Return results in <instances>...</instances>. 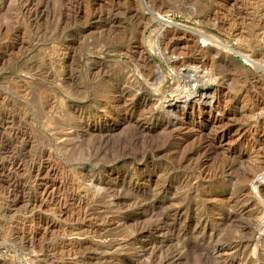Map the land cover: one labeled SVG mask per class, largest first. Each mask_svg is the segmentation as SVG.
Returning <instances> with one entry per match:
<instances>
[{"label":"rangeland","instance_id":"obj_1","mask_svg":"<svg viewBox=\"0 0 264 264\" xmlns=\"http://www.w3.org/2000/svg\"><path fill=\"white\" fill-rule=\"evenodd\" d=\"M263 116L264 0H0V264H264Z\"/></svg>","mask_w":264,"mask_h":264},{"label":"bare ground","instance_id":"obj_2","mask_svg":"<svg viewBox=\"0 0 264 264\" xmlns=\"http://www.w3.org/2000/svg\"><path fill=\"white\" fill-rule=\"evenodd\" d=\"M158 20L165 26V27H167V26H169V24L171 23V21L170 20H168L167 18H165L164 16H159L158 17ZM174 26V25H173ZM149 41V40H148ZM155 41H157V40H155ZM151 42V41H150ZM139 43V42H138ZM139 45V44H138ZM141 45V44H140ZM149 45V44H148ZM150 45L152 46V48L153 49H155L162 57H164V59H165V63H168L169 64V67H170V62H171V60L170 59H168L167 57H166V55H165V53L162 51V48H161V45H160V40H158L157 42H153L152 41V43H150ZM141 46H143V45H141ZM104 47V46H103ZM185 47V46H184ZM195 47V46H194ZM141 48V47H140ZM143 48V47H142ZM176 48V47H175ZM199 48H200V46H199ZM132 50V49H131ZM199 50V49H198ZM178 51H179V49H178ZM138 52V51H137ZM140 52H141V50H140ZM198 52V51H197ZM196 52V53H197ZM142 53V52H141ZM194 53V52H193ZM195 53V54H196ZM158 54V55H159ZM130 55V54H129ZM133 55V54H132ZM137 55V54H136ZM159 55V56H160ZM138 56H140V55H138ZM170 56V55H169ZM133 57V56H132ZM144 57H145V55H144ZM134 58V57H133ZM140 58V57H139ZM138 58V59H139ZM170 58H172V57H170ZM174 58V57H173ZM141 59V58H140ZM143 60H144V58H142ZM146 59V58H145ZM149 61V60H148ZM173 62L175 61V60H172ZM140 62V61H139ZM138 62V63H139ZM150 62V61H149ZM136 63V62H135ZM178 63V62H177ZM141 64V63H140ZM148 64V63H147ZM99 65V64H98ZM138 66H140L139 64H138ZM173 67V66H172ZM148 68V67H147ZM154 68V67H153ZM176 68V67H175ZM175 68H172L173 69V71H171V72H173V75L175 76V79H177V81L179 82V80H180V78H182V82H181V88H180V91H179V93L178 94H175V95H173V97L171 96V98L172 99H170V101H169V106H170V108L174 111L175 109H178V111H176L175 112V114L174 115H176V116H178V113H181V115L182 114H184L185 113V111L186 110H192V111H194L197 107L201 110V109H203V110H205L206 111V107H207V101H206V99H210L211 98V96L210 95H208L207 93H208V91L203 87V85L202 84H200L201 83V78H199V74L200 73H197L196 71H193V70H191V71H187L186 73H182V72H177V71H175ZM194 68V67H193ZM159 71H161L159 68H157ZM171 70V69H170ZM126 71V70H125ZM146 71V70H145ZM145 71H143V69H142V71L141 72H145ZM140 72V71H139ZM100 73V72H99ZM121 73V72H120ZM142 73V74H143ZM146 73V72H145ZM155 73H157V72H155ZM94 74V73H93ZM92 74V75H93ZM130 74V73H129ZM153 74V73H152ZM158 74H160V73H158ZM198 74V75H197ZM157 74H155V76H156ZM172 75V74H171ZM140 76V75H139ZM148 76V75H147ZM154 76V77H155ZM92 77V76H91ZM113 77V76H112ZM135 77V76H134ZM154 77H153V79H154ZM157 77L158 76H156V78L154 79V80H156L157 81ZM161 77H163V75H161ZM152 78V77H151ZM158 78H160V76L158 77ZM164 78V77H163ZM174 78V77H173ZM131 80V79H130ZM150 80H152V79H149L148 81H150ZM154 80H152L153 82H154ZM166 80V79H165ZM121 81V80H120ZM158 81H160V80H158ZM164 81V80H163ZM176 81V80H175ZM115 82V81H114ZM117 82V81H116ZM130 82V81H129ZM165 82V81H164ZM118 83V82H117ZM133 83V82H132ZM139 82H137V83H135V84H138ZM149 83V82H148ZM147 83V84H148ZM160 83V82H159ZM150 84H152V83H150ZM155 84V83H154ZM115 85V84H114ZM129 85H131V84H129ZM159 85V84H158ZM70 86V85H69ZM68 86V87H69ZM121 86V85H120ZM149 86V85H148ZM153 86V85H152ZM150 87V86H149ZM160 87V86H159ZM64 88H66V87H64ZM106 88V87H105ZM120 88V87H119ZM151 88V87H150ZM161 88V87H160ZM159 88V89H160ZM134 89V88H133ZM158 89V88H157ZM158 89V90H159ZM73 90V89H72ZM75 90V89H74ZM138 90V89H137ZM139 90H141V89H139ZM157 90V91H158ZM123 91V90H122ZM121 91V92H122ZM156 91V90H155ZM171 91H173V90H171ZM177 91V90H176ZM76 92H79L78 90L76 91ZM118 92V91H117ZM124 92V91H123ZM137 92V91H136ZM80 93V92H79ZM138 93V92H137ZM75 94V93H74ZM78 94V93H77ZM76 95V94H75ZM133 95H135V94H133ZM132 95V96H133ZM85 96V95H84ZM165 96V95H164ZM207 96H210V97H207ZM212 96H214V95H212ZM135 97V96H134ZM215 97V96H214ZM111 98V97H110ZM165 99H168V98H165ZM160 100V99H159ZM209 101H211V100H209ZM208 101V102H209ZM161 102V101H160ZM212 102V101H211ZM211 102H210V104H211ZM213 103V102H212ZM104 105H105V103H104ZM219 105V104H218ZM102 106V105H101ZM106 106V105H105ZM125 106V105H124ZM158 106V105H157ZM108 107V106H107ZM214 107H216V106H214ZM219 107V106H218ZM220 109V108H219ZM219 109H215L214 111H216V114H220L219 113ZM107 110V109H106ZM124 110H126V109H124ZM167 110V109H166ZM128 111V110H127ZM172 111V112H173ZM202 111V110H201ZM224 111V110H223ZM228 111V110H227ZM95 112V111H94ZM170 113H171V111H169ZM232 112V111H231ZM123 113V112H122ZM207 113H209V112H207ZM224 113V112H223ZM228 113V112H227ZM167 114H169V113H167ZM215 113H212V112H210L209 113V115L210 116H212V115H214ZM222 114V113H221ZM220 114V115H221ZM226 114V113H225ZM236 114V113H235ZM64 115V114H63ZM71 115V114H70ZM125 115V114H124ZM129 115V114H128ZM216 115L215 117L213 116V118L210 120H208V121H210V124L212 125V126H217L218 127V125L220 124V123H222L223 122V119L225 118V116L224 115ZM65 116V115H64ZM169 116V115H168ZM171 116V115H170ZM229 117V116H228ZM260 117V116H259ZM62 118H64V117H62ZM68 119V118H67ZM178 119V118H177ZM67 121V120H66ZM82 121V120H81ZM185 122V121H184ZM210 124H208V125H210ZM260 124V123H259ZM262 124V123H261ZM207 125V126H208ZM262 125H264V124H262ZM209 127V126H208ZM219 127H221L220 125H219ZM222 127H223V125H222ZM259 127V126H258ZM215 128V127H214ZM260 128V127H259ZM213 129V128H212ZM179 130V129H178ZM192 130V129H191ZM201 130H202V128H201ZM259 130H261V129H259ZM186 131V130H185ZM184 131V132H185ZM181 133H182V131H180ZM260 132V131H259ZM263 133V132H262ZM264 134V133H263ZM182 138V137H181ZM228 139H230V138H228ZM249 140V139H248ZM263 140V139H262ZM229 141H232V140H229ZM255 141V140H254ZM93 142V141H92ZM261 142V141H260ZM264 142V141H263ZM78 144V143H77ZM221 144V143H220ZM219 144V145H220ZM226 144V143H225ZM224 144V145H225ZM87 145V144H86ZM97 145V144H96ZM208 145V144H207ZM222 145V144H221ZM96 147V146H95ZM233 147V146H232ZM260 147H262V146H260ZM229 148V147H228ZM83 149V148H82ZM88 149V148H87ZM90 149H92V148H90ZM233 149V148H232ZM260 149V148H259ZM84 150V149H83ZM94 150V149H93ZM95 150H96V148H95ZM94 150V151H95ZM209 150V149H208ZM213 150V149H212ZM231 150V149H230ZM261 151L258 153V155L255 157V160H253V164H252V172H250V174H245L244 176L243 175H241L240 174V171H239V174L241 175V176H243V177H240V182L242 181V183L243 184H241L240 185V190H239V193H240V196H242V197H245L248 193H249V189L247 188V185H253V187L257 190V196H256V194H254V195H252L251 197H249V199H248V201H246L247 203H251L252 205H254V207L255 206H258L259 205V208L261 207V206H264V148H262V149H260ZM90 151H92V150H90ZM227 151V150H226ZM225 151V152H226ZM207 152V151H206ZM216 152V151H215ZM223 153L224 151H220V153ZM218 153V152H217ZM221 153V154H222ZM205 154V153H204ZM250 154V153H249ZM217 155V154H216ZM219 155V154H218ZM106 156V155H105ZM226 156V155H225ZM98 157V156H97ZM210 158H211V156H210ZM241 158V157H240ZM209 159V158H208ZM211 159H214V158H211ZM230 159V158H229ZM99 160V159H98ZM202 160V159H201ZM251 160V161H252ZM204 161V160H203ZM230 161V160H229ZM238 161H239V159H238ZM241 161L243 162V160L241 159ZM227 162V161H226ZM241 162V163H242ZM245 162V161H244ZM249 163H251V162H249ZM240 163H238V166H240V165H244L243 163L242 164H240ZM246 164V163H245ZM204 165H205V163H204ZM249 166V165H248ZM222 167V166H221ZM224 167V166H223ZM236 167V166H235ZM250 167V166H249ZM217 168V167H216ZM230 170H231V168H229ZM237 169H239V167L237 168ZM237 169H236V172H238L237 171ZM251 169V168H250ZM218 170V169H217ZM217 170H215V171H217ZM223 170V169H222ZM225 170V169H224ZM233 170V169H232ZM221 172V171H220ZM226 172V171H225ZM201 173V172H200ZM216 173L217 172H215V175H216ZM202 174V173H201ZM220 174V173H219ZM224 174V173H223ZM229 174V173H228ZM209 175V174H208ZM212 175H214V174H212ZM218 175V174H217ZM191 176V175H190ZM196 176V175H195ZM219 176V175H218ZM177 177V176H176ZM210 177V176H209ZM213 178V177H212ZM220 178V177H219ZM224 178H226V177H224ZM232 178V177H231ZM211 179V178H210ZM236 181V180H235ZM234 181V182H235ZM188 182V181H187ZM232 182V181H231ZM190 183V182H189ZM213 184V183H212ZM203 185V184H202ZM234 185V184H233ZM195 192V191H194ZM231 192H233V191H231ZM194 194V193H193ZM253 194V193H252ZM233 195V194H232ZM249 195V194H248ZM210 198V197H209ZM233 198V197H232ZM238 198V197H237ZM236 198V199H237ZM247 198V197H246ZM212 199V198H211ZM217 199V198H216ZM235 199V200H236ZM240 199H242V198H240ZM224 200H226V199H224ZM228 200V199H227ZM231 200V199H230ZM229 200V201H230ZM246 200V199H245ZM232 201V200H231ZM235 202V201H234ZM232 203V202H231ZM242 203V202H241ZM241 203H239V204H241ZM234 204V203H233ZM243 205V204H242ZM232 206V205H231ZM244 207V206H243ZM247 207V206H246ZM249 207V206H248ZM229 208V207H228ZM257 208V207H256ZM230 209V208H229ZM232 209V208H231ZM261 209V208H260ZM264 209V208H263ZM244 211H246V210H244ZM208 212V211H207ZM217 212V211H216ZM193 213V212H192ZM249 213H251V212H249ZM264 214V213H263ZM262 215V213L260 214V216ZM215 216H217V215H215ZM251 216H253V215H251ZM223 217V216H222ZM227 217V216H226ZM225 217V218H226ZM250 217V216H249ZM259 217V216H258ZM188 218V217H187ZM261 218H262V216H261ZM260 218V219H261ZM249 219V218H248ZM251 219V218H250ZM249 219V220H250ZM254 219V218H253ZM257 219V218H256ZM252 220V219H251ZM209 221V220H208ZM175 222V221H174ZM197 222V221H196ZM254 223V222H253ZM255 223H258V222H256L255 221ZM260 223V222H259ZM230 224V223H229ZM202 225V224H201ZM254 225V224H253ZM260 225V224H259ZM210 226V225H209ZM225 226H227V225H225ZM232 226V225H231ZM235 226V225H234ZM233 226V227H234ZM193 227V226H192ZM207 227V226H206ZM204 228V227H203ZM259 228V227H258ZM223 229H225V228H223ZM256 229V228H255ZM260 229V228H259ZM264 229V223L261 225V230H263ZM196 230H198V229H196ZM172 232V231H171ZM178 232V231H177ZM184 232V231H183ZM191 232V231H190ZM174 233V232H173ZM224 233V232H223ZM223 233H221V235L223 234ZM170 234V233H169ZM201 234V233H200ZM215 233H213V235H214ZM245 234V233H244ZM172 235V234H171ZM170 235V236H171ZM186 235H188V234H186ZM220 235V234H219ZM249 236V235H248ZM219 237V236H218ZM174 238V237H173ZM261 238V237H260ZM183 239V238H182ZM205 239V238H204ZM172 240V239H171ZM209 240V239H208ZM215 241V240H214ZM259 241V240H258ZM172 243V242H171ZM190 244H191V242H190ZM256 244H257V242H256ZM204 245V244H203ZM250 245H252V244H250ZM258 245H260V242H258ZM258 245H256L255 246V249L257 248V246ZM253 246V245H252ZM183 247V246H182ZM233 247V246H232ZM262 248H264V242H262V246H261ZM260 247V248H261ZM177 248V247H176ZM216 248V247H215ZM221 248V247H220ZM234 248H235V246H234ZM254 248V247H253ZM182 249V248H181ZM185 249V248H184ZM174 250V249H173ZM187 250H188V248H187ZM192 250V249H191ZM230 250V249H229ZM258 249H256V250H254V251H257ZM189 252H190V250H188ZM199 251V250H198ZM263 251H264V249H263ZM194 252V251H193ZM192 252V253H193ZM197 251H195L194 253H196ZM203 252V251H202ZM205 252H207V251H205ZM234 252V251H233ZM200 253V252H199ZM226 253V252H225ZM224 253V254H225ZM206 254V253H205ZM202 255V254H201ZM253 255V254H252ZM206 256V255H205ZM209 256V255H208ZM236 256V255H235ZM213 260V259H212ZM218 260V259H217ZM260 260H261V258L258 256V258L255 260V262H257V264H259V262H260ZM190 263V262H189ZM246 263V262H245ZM181 264V263H180ZM213 264V263H212ZM256 264V263H255Z\"/></svg>","mask_w":264,"mask_h":264},{"label":"built area","instance_id":"obj_3","mask_svg":"<svg viewBox=\"0 0 264 264\" xmlns=\"http://www.w3.org/2000/svg\"><path fill=\"white\" fill-rule=\"evenodd\" d=\"M262 120L264 121V116L262 117Z\"/></svg>","mask_w":264,"mask_h":264}]
</instances>
